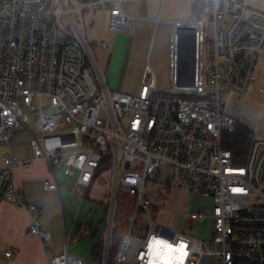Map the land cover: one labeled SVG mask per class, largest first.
<instances>
[{
    "label": "built area",
    "instance_id": "built-area-1",
    "mask_svg": "<svg viewBox=\"0 0 264 264\" xmlns=\"http://www.w3.org/2000/svg\"><path fill=\"white\" fill-rule=\"evenodd\" d=\"M127 1L0 0V149L30 121L39 134L30 140L31 160L20 162L11 153L0 158V203L32 214L28 235L49 251L40 210L14 178L17 166L30 168L41 159L81 189L109 176L100 264H149L153 237L185 243L184 264H264V139L253 140L244 165L225 148V135L238 123L226 113L225 100L244 97L254 82L264 51V11L242 0H190L201 12L172 25L170 86L159 89L149 68L131 95L111 89L86 24L87 15L106 10L109 30L129 33L134 17L124 9ZM155 180L212 198L210 242L157 226L146 196L147 183ZM44 187L58 190L55 181ZM124 195L137 212L113 252ZM190 218L196 223L206 215ZM49 264L86 263L65 250Z\"/></svg>",
    "mask_w": 264,
    "mask_h": 264
},
{
    "label": "crops",
    "instance_id": "crops-1",
    "mask_svg": "<svg viewBox=\"0 0 264 264\" xmlns=\"http://www.w3.org/2000/svg\"><path fill=\"white\" fill-rule=\"evenodd\" d=\"M129 1L140 4L138 8L140 18L136 23L138 31L135 35L124 36L121 33L111 32L108 28L109 13L106 10L87 15L86 24L90 40L96 43V53L106 77L108 75L112 83H116L115 73L119 76L122 72H126L128 77L138 74L135 83L141 86L146 70L148 68L153 70V43L158 38L156 29L163 22L162 12L166 2L162 5L159 0H128L127 2ZM178 1L184 3L186 10L179 12L176 18L181 19L188 15L187 19L190 20L193 17V4L190 0ZM242 1L264 11V0ZM125 11L131 15L126 9ZM157 19H160L159 24ZM187 19L174 23L185 22L188 21ZM174 23L170 25L171 32L167 38L164 54L169 68ZM101 42L107 43V47H101L99 44ZM226 98L234 101L231 113L227 112L225 106L226 113L248 126L255 135L264 119V51L256 68L254 82L246 95L240 98L235 94H229ZM30 140L23 130L20 131L8 145L0 149V158L11 153L20 162L31 160ZM14 178L17 188L25 194L27 201L39 208L41 227L49 233L50 245L48 251L38 236L28 235L32 214L19 206L2 201L0 203V264H49L53 255H59L65 250L80 257L86 264H99L94 258V251L105 234V203L108 188L106 187L100 199H91L90 193L95 183L87 189H81L76 186L74 177L66 176L63 171L53 170L41 159L34 161L30 168L17 166ZM46 180L55 181L58 190L46 189L44 187ZM164 186L169 188L168 183ZM153 208L157 215L162 211L161 207ZM7 251H13V256L7 258Z\"/></svg>",
    "mask_w": 264,
    "mask_h": 264
},
{
    "label": "rangeland",
    "instance_id": "rangeland-1",
    "mask_svg": "<svg viewBox=\"0 0 264 264\" xmlns=\"http://www.w3.org/2000/svg\"><path fill=\"white\" fill-rule=\"evenodd\" d=\"M140 4L135 1H129L124 4V8L135 17L133 19L132 30L129 33H121V35H135L137 30V21L140 18L138 15V8ZM186 6L183 2L178 0H168L164 4L162 19L163 22L156 29V35L158 38L154 41V60L152 63V68L157 81V87L159 89H165L170 86V68L164 59V54L166 52V42L168 36L171 32V24L174 22H180L186 20L188 15L181 19L176 18V15L185 11ZM189 20V19H187ZM145 32V30H144ZM116 33V32H115ZM206 39L209 41L212 38V30L207 28L205 30ZM121 37V36H120ZM149 69V68H148ZM147 69V70H148ZM144 73V76L147 73ZM137 75L127 76L126 72H122V75L116 76V83H112V80L107 75L108 83L112 90L123 91L131 95L137 94L141 86H137L135 81L138 78ZM118 79V81H117ZM143 83V82H142ZM121 84V85H119ZM136 89L135 91H132ZM227 106V112L231 113V108L233 106L232 100L226 98L225 100ZM33 107L38 109L40 104L37 99L33 102ZM28 130L23 129V133L28 138L33 136H38V131L36 129L35 123L33 121L28 122ZM254 139H264V119L261 121L260 127L256 130ZM104 184L95 183L94 189L90 193L91 199H100L105 193L106 187L108 188L109 176H103ZM146 196L153 204V207L158 206L162 208V211L157 215L156 210L152 208L155 215V222L157 226L167 230L171 234H185L192 236L199 241L210 242L214 234V224H212L213 219V209L214 202L212 198H208L201 194L189 193L186 191L179 190L177 188H168L159 183L158 180L154 182L149 181L147 183ZM125 196H123L124 198ZM130 201L132 198L126 197ZM107 199V197H106ZM132 202V201H131ZM133 204V203H132ZM192 213H202L206 215V219L194 223L190 216ZM129 213H125L122 210V215L125 216L126 221L129 220ZM130 225V224H129ZM128 224L124 225V233L128 230ZM79 252V251H78Z\"/></svg>",
    "mask_w": 264,
    "mask_h": 264
},
{
    "label": "trees",
    "instance_id": "trees-1",
    "mask_svg": "<svg viewBox=\"0 0 264 264\" xmlns=\"http://www.w3.org/2000/svg\"><path fill=\"white\" fill-rule=\"evenodd\" d=\"M83 2L89 1V0H80ZM200 9L199 6L193 5L192 6V14L193 16H200ZM254 140V134L252 130L238 122L236 125L235 130L232 133H228L225 135V148L229 149L233 154V159L235 164L237 165H244L250 150V147ZM125 196V195H124ZM127 196L124 198L122 197L118 204V217H117V225L114 231L113 236V252H115L120 244V241L124 235V225L130 224L131 218L135 215L137 212L136 205L134 203V200L126 199ZM133 203V204H132ZM122 210H124L125 213H129V220L126 221L125 216L122 215ZM140 215L144 216V211L139 210L138 211ZM141 223L144 222L143 218L140 221ZM101 246L98 244L94 251V258L95 260L100 264L101 262ZM115 264V263H110Z\"/></svg>",
    "mask_w": 264,
    "mask_h": 264
},
{
    "label": "snow or ice",
    "instance_id": "snow-or-ice-1",
    "mask_svg": "<svg viewBox=\"0 0 264 264\" xmlns=\"http://www.w3.org/2000/svg\"><path fill=\"white\" fill-rule=\"evenodd\" d=\"M186 249L187 245L183 242L172 244L162 238L153 237L148 245L149 264H184Z\"/></svg>",
    "mask_w": 264,
    "mask_h": 264
},
{
    "label": "water",
    "instance_id": "water-1",
    "mask_svg": "<svg viewBox=\"0 0 264 264\" xmlns=\"http://www.w3.org/2000/svg\"><path fill=\"white\" fill-rule=\"evenodd\" d=\"M191 52H192V51H191L190 48H186V49H185V53H186V54H185V57H186V58H185V61L188 60L189 63H191V61H192Z\"/></svg>",
    "mask_w": 264,
    "mask_h": 264
},
{
    "label": "bare ground",
    "instance_id": "bare-ground-1",
    "mask_svg": "<svg viewBox=\"0 0 264 264\" xmlns=\"http://www.w3.org/2000/svg\"><path fill=\"white\" fill-rule=\"evenodd\" d=\"M161 264H162V262H161Z\"/></svg>",
    "mask_w": 264,
    "mask_h": 264
}]
</instances>
